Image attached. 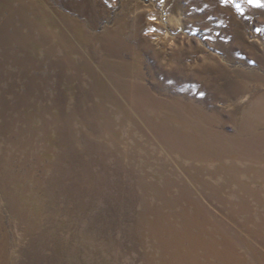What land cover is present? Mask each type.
Returning <instances> with one entry per match:
<instances>
[{
	"label": "bare ground",
	"instance_id": "bare-ground-1",
	"mask_svg": "<svg viewBox=\"0 0 264 264\" xmlns=\"http://www.w3.org/2000/svg\"><path fill=\"white\" fill-rule=\"evenodd\" d=\"M27 8L0 25V186L10 209L38 216L33 185L82 207L101 175L93 160H110L133 178L143 264H264V156L242 153L264 147V76L228 79L225 115L202 99L207 111L168 104L123 81L115 63L95 71L76 61L73 42ZM181 115L199 118L197 133ZM225 122L236 132L212 131Z\"/></svg>",
	"mask_w": 264,
	"mask_h": 264
},
{
	"label": "rangeland",
	"instance_id": "rangeland-1",
	"mask_svg": "<svg viewBox=\"0 0 264 264\" xmlns=\"http://www.w3.org/2000/svg\"><path fill=\"white\" fill-rule=\"evenodd\" d=\"M23 4L28 17L38 7L39 15L73 42L76 61L93 67L115 63L123 81L168 104L181 101L207 111L202 99L225 115L224 83L244 79L243 73L264 76V0H0V25L10 16L21 22ZM179 117L192 123L189 133H197L198 117ZM211 128L224 135L236 132L228 122ZM243 150L264 156V147ZM109 161L105 168L92 163L101 175L82 207L54 187L42 192L33 185L40 210L36 218L32 213L25 218L32 223L10 209L0 186L4 264H143L132 229L138 207L133 178L127 167ZM42 175L40 168L36 176Z\"/></svg>",
	"mask_w": 264,
	"mask_h": 264
},
{
	"label": "snow or ice",
	"instance_id": "snow-or-ice-1",
	"mask_svg": "<svg viewBox=\"0 0 264 264\" xmlns=\"http://www.w3.org/2000/svg\"><path fill=\"white\" fill-rule=\"evenodd\" d=\"M261 0H248V3L260 4Z\"/></svg>",
	"mask_w": 264,
	"mask_h": 264
}]
</instances>
